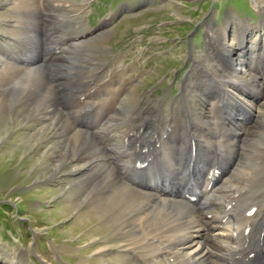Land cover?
<instances>
[{
	"label": "bare ground",
	"instance_id": "1",
	"mask_svg": "<svg viewBox=\"0 0 264 264\" xmlns=\"http://www.w3.org/2000/svg\"><path fill=\"white\" fill-rule=\"evenodd\" d=\"M90 1L0 0V19L7 26L2 30L8 37L3 42L12 41L11 37L24 41L21 33L29 29L19 19L34 17L30 26L32 44L27 49L25 46L26 50L17 54L0 48V115L9 109H22L24 115L38 119L41 135L50 126L54 134L64 133L67 149L64 154L61 152L63 159L76 166L74 173L85 176L79 203L86 207L87 216L106 224L118 235L113 241L112 237L101 238L103 231H99L94 249L98 264H264V143L259 149H253L252 145L247 150V145L244 146L250 131L238 127L240 115L231 111L234 104L249 114L255 115L256 110L254 125L261 130L256 134L263 133L264 137V111L254 102L264 95V75L253 70L264 67V46L256 45L250 50L255 65L246 68L250 58L232 59L231 52L223 46L224 36L219 41L221 47L212 45L211 51L202 56V64L194 62L205 84H209L205 87L207 100H202L205 109L200 110L194 100L191 94L195 93L194 88L185 85L190 100L186 108H176L171 115L167 136L159 133L157 124L156 128H140L141 124H150V108L144 104L139 112L129 110L130 98L126 96L120 105L123 114L114 117L110 128L104 129L102 125L111 113L93 102L108 97L98 95L87 102V97L78 91L64 93V83L70 77L78 85L77 90L83 87L90 90L93 83L105 81L108 73L97 67L99 63L85 53L83 61L89 60L90 69H73L74 56L55 57L61 54L55 45V56L51 59L42 61L37 55L41 34L44 35L48 23H74L84 16V7ZM253 3L259 7L262 4L259 0ZM245 37L248 34L242 31L240 42H245ZM64 38L61 36L62 43ZM82 40L72 44L73 51L89 44ZM31 49L34 51L29 55ZM49 61L54 63L41 65ZM55 63L61 65L62 71L50 76L49 70ZM99 70L103 71L100 75ZM100 76H105L103 81L98 80ZM112 81L111 87H104L107 96L116 86ZM119 99L115 96L114 104ZM223 103L227 104L224 108L227 110L220 112ZM95 106L99 116L92 114ZM146 115L150 117L146 119ZM230 119L232 123H227ZM75 122L80 125L74 126ZM188 123L195 128L186 127ZM255 128L250 129L251 134ZM118 131L121 134L116 136ZM116 138H122L121 143ZM223 148L229 149L227 163L223 160ZM191 166L196 170L187 177ZM56 167H62L61 160ZM191 178L201 184L202 192L197 195L186 188ZM257 179L260 182L253 192Z\"/></svg>",
	"mask_w": 264,
	"mask_h": 264
},
{
	"label": "rangeland",
	"instance_id": "2",
	"mask_svg": "<svg viewBox=\"0 0 264 264\" xmlns=\"http://www.w3.org/2000/svg\"><path fill=\"white\" fill-rule=\"evenodd\" d=\"M75 1L83 3V0ZM259 2L262 3L260 7L255 6L253 0H91L84 7V16L74 23H48L44 35L43 32L41 34V49L37 55L42 61L51 59L55 56V45L57 52L62 54L55 57L72 55L73 69L80 67L79 71H86L87 67L90 69L89 60L86 64L83 61V54L86 53L99 63L97 67L108 73L107 79L103 81L105 76H100L98 80L103 82L93 83L90 90L81 86L82 90H77L78 85L70 77L67 78L68 83H64V93L78 91V94H83L82 97H87V102L98 95L99 98L104 95L108 97L104 101L93 102L94 105L105 106L111 113L108 121L104 122L106 124L102 125L104 129L110 128L114 117L123 114L120 105L125 96L130 98L129 110L139 112L146 104L151 114V117L146 115V119L150 117L152 120L150 124H141L140 128H156L157 124L159 133L167 136V124L175 109L186 108L190 100L186 96L185 85L186 88H194L195 93L191 94L199 109L204 111L202 100H207L205 87L209 84H205L194 62L202 64V56L211 51L212 45L221 47L219 41L222 36L226 41L223 46L231 52L232 59L250 58L245 67L255 65L250 50L255 49L256 45L264 46V0ZM19 21L29 29L25 33L20 31L24 41L11 37L12 41L3 42L8 39L3 34L7 26L0 19V48L5 47L10 53L19 54L32 44L30 26L34 17L26 16ZM242 31L248 34L245 42L242 41L243 45L239 38ZM61 36L65 37L63 43ZM78 38H83L82 41L89 44L73 51L72 44L81 42ZM45 49L54 54H47ZM33 51L28 50L29 55ZM52 62H42L41 65L47 67ZM211 64L214 65L213 62ZM102 70L98 71V75ZM253 70L256 74L264 75L263 65ZM61 71V65L55 63L48 74L52 76ZM112 79L116 86L107 96L104 87H111ZM115 96L120 99L114 104ZM254 102L264 111V95ZM226 105L223 103L219 106L220 112L227 110L224 109ZM9 111L0 115V264H98L94 249L99 231H103L101 238L112 237L113 241L118 239V235L106 224L87 216L86 207L79 203L80 187L85 184V176L74 173L76 166L67 158L64 166L63 152L67 149L64 133L54 134L50 126L41 135L39 129L42 126L34 115L33 118L24 115L26 112L22 109ZM231 111L236 116L240 115L238 127L250 131L244 147L247 145L248 150L253 145V149H259L264 137L263 133L256 134L261 131L254 125L256 110L255 115L249 114L234 104ZM161 113L163 116L159 118ZM92 114L100 115L98 106L94 107ZM141 116L143 121L144 113ZM78 125L79 122L74 123V126ZM186 127L193 128L194 125L188 123ZM252 127L255 134H251ZM120 134L118 131L116 136ZM101 135L104 137V132ZM116 141L121 143L122 138H116ZM222 150H225L223 160L227 163L229 149ZM59 160L62 167L57 168ZM258 182V179L254 182L253 192L257 191Z\"/></svg>",
	"mask_w": 264,
	"mask_h": 264
}]
</instances>
